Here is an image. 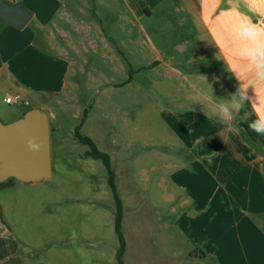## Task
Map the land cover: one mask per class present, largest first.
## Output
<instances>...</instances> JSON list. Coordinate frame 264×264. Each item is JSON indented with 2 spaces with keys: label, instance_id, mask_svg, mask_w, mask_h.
Segmentation results:
<instances>
[{
  "label": "rangeland",
  "instance_id": "rangeland-1",
  "mask_svg": "<svg viewBox=\"0 0 264 264\" xmlns=\"http://www.w3.org/2000/svg\"><path fill=\"white\" fill-rule=\"evenodd\" d=\"M60 1V14L35 41L50 58L67 62L64 84L59 69L33 67L34 78L50 79L59 94L31 93L23 99L11 91L14 80L8 81L7 71L0 74V121L10 124V119L36 107L49 117L51 144L49 180L26 185L15 180L14 186L0 190L2 221L17 242L8 260L117 264L116 209L107 171L100 160L85 157L89 147L74 137L83 119L81 135L108 155L114 173L123 211V264H187L188 243L184 245L174 227L180 210L171 203L176 191L170 181L174 165L184 162L180 158L185 154L172 126L184 120L186 111H171L172 99L160 91H178L181 80L138 71L153 64V49L143 40L146 61L137 63L140 31L124 18L118 2ZM79 23L85 24V31L78 30ZM103 37L107 44L106 39L112 41L104 44L106 50L99 43ZM126 42L130 56L120 57L117 51ZM18 95V103H4L7 96ZM178 254L184 258L178 259Z\"/></svg>",
  "mask_w": 264,
  "mask_h": 264
},
{
  "label": "crops",
  "instance_id": "crops-1",
  "mask_svg": "<svg viewBox=\"0 0 264 264\" xmlns=\"http://www.w3.org/2000/svg\"><path fill=\"white\" fill-rule=\"evenodd\" d=\"M2 2H20L33 17L21 30L0 22V74L7 71L8 81L14 80L11 91L23 99L31 93L58 95L60 91L53 81L37 75L34 78L33 67L51 65L59 69L57 75L64 84L67 62L58 56L50 58L35 41L60 14L61 1ZM114 2L121 5L124 18H129L140 31L135 52L137 63L146 61L145 40L153 49V59L149 61L153 64L139 67L138 71L148 69L155 71L156 77L181 80L178 91H160L172 99L171 111H186L184 120L171 125L185 154L180 158L184 162L174 165L170 181L176 191L171 203L180 210L174 227L186 241L184 245L188 243L187 264H264V136L248 127L257 119V111L264 109V85L245 75L243 65L247 61L239 59L240 42L235 35L241 23L251 21L264 27V0ZM78 30L85 31V24L79 23ZM104 38L99 43L106 50ZM106 41L107 46L112 45L111 39ZM124 44L117 52L120 57H129L130 43ZM203 76L215 99L229 98L243 81L240 88L246 89L248 99L234 120L214 114L216 109L209 100ZM2 216L0 200V264H15L8 259L15 254L17 242L11 238ZM179 258L182 260L184 256L178 254Z\"/></svg>",
  "mask_w": 264,
  "mask_h": 264
},
{
  "label": "water",
  "instance_id": "water-1",
  "mask_svg": "<svg viewBox=\"0 0 264 264\" xmlns=\"http://www.w3.org/2000/svg\"><path fill=\"white\" fill-rule=\"evenodd\" d=\"M32 17L20 2L0 3V22L5 26L21 30ZM30 141L38 145V150L29 149ZM51 175L48 115L39 109H30L10 124L0 121V184L9 179L37 184L49 180Z\"/></svg>",
  "mask_w": 264,
  "mask_h": 264
},
{
  "label": "clouds",
  "instance_id": "clouds-1",
  "mask_svg": "<svg viewBox=\"0 0 264 264\" xmlns=\"http://www.w3.org/2000/svg\"><path fill=\"white\" fill-rule=\"evenodd\" d=\"M236 38L238 39L239 59L247 61L245 75L250 77L254 82L264 85V27L249 21V23H241L236 29ZM204 83L207 84L209 89V100L216 109L215 115L218 118L225 120L235 119L239 111L243 109L245 101L248 99L246 96V89H241L240 85L237 92L231 94L229 98L215 99L212 95V87L206 82L203 76ZM207 115V113H205ZM249 129L257 135L264 136V109L257 111V119L251 121L248 125ZM238 131V130H237ZM30 150H38V145L30 141L28 144Z\"/></svg>",
  "mask_w": 264,
  "mask_h": 264
},
{
  "label": "trees",
  "instance_id": "trees-1",
  "mask_svg": "<svg viewBox=\"0 0 264 264\" xmlns=\"http://www.w3.org/2000/svg\"><path fill=\"white\" fill-rule=\"evenodd\" d=\"M83 123H84V120L82 119L80 124H78V126L75 128L74 137L80 144L89 147V151L85 153V157L91 158L94 160H100L103 163L107 171V177H108L107 183L112 192L113 199L115 202V209H116L115 221H114V232L119 242V248H118L115 258H116L117 264H123L122 257H123V253L125 249V240L121 232V221H122L123 211H122L121 201L117 195L116 188H115L114 173L112 171L110 159L108 155H106L105 153L99 152L91 139L81 135L80 130H81ZM13 181L15 180L9 179L6 182L1 183L0 190L11 187L13 185L12 184Z\"/></svg>",
  "mask_w": 264,
  "mask_h": 264
},
{
  "label": "built area",
  "instance_id": "built-area-1",
  "mask_svg": "<svg viewBox=\"0 0 264 264\" xmlns=\"http://www.w3.org/2000/svg\"><path fill=\"white\" fill-rule=\"evenodd\" d=\"M21 100V97L20 96H14V97H9V98H5L4 100V103L5 104H12V103H15V102H19ZM22 103V102H21Z\"/></svg>",
  "mask_w": 264,
  "mask_h": 264
}]
</instances>
